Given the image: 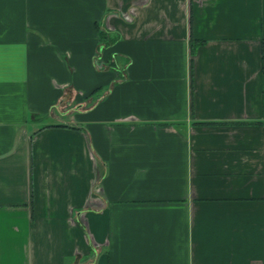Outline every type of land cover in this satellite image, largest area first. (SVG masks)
<instances>
[{
  "label": "crops",
  "instance_id": "0c3cea01",
  "mask_svg": "<svg viewBox=\"0 0 264 264\" xmlns=\"http://www.w3.org/2000/svg\"><path fill=\"white\" fill-rule=\"evenodd\" d=\"M0 264H264V0H0Z\"/></svg>",
  "mask_w": 264,
  "mask_h": 264
},
{
  "label": "trees",
  "instance_id": "16d2710c",
  "mask_svg": "<svg viewBox=\"0 0 264 264\" xmlns=\"http://www.w3.org/2000/svg\"><path fill=\"white\" fill-rule=\"evenodd\" d=\"M102 33V31H99V34H101Z\"/></svg>",
  "mask_w": 264,
  "mask_h": 264
}]
</instances>
